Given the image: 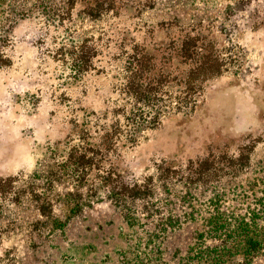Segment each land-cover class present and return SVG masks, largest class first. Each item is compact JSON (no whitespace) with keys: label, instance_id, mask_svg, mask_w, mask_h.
I'll list each match as a JSON object with an SVG mask.
<instances>
[{"label":"rangeland","instance_id":"1","mask_svg":"<svg viewBox=\"0 0 264 264\" xmlns=\"http://www.w3.org/2000/svg\"><path fill=\"white\" fill-rule=\"evenodd\" d=\"M124 260L264 264V0H0V264Z\"/></svg>","mask_w":264,"mask_h":264},{"label":"trees","instance_id":"2","mask_svg":"<svg viewBox=\"0 0 264 264\" xmlns=\"http://www.w3.org/2000/svg\"><path fill=\"white\" fill-rule=\"evenodd\" d=\"M241 224V223H240ZM243 225V224H242ZM247 226V228H250L248 224H245ZM217 226V225H216ZM244 227V226H243ZM250 230V229H249ZM248 244V249L249 250H254V249H258L260 246H257L259 244V242L257 240H255L254 238H250L247 241ZM123 264H129V262L126 260H124Z\"/></svg>","mask_w":264,"mask_h":264}]
</instances>
